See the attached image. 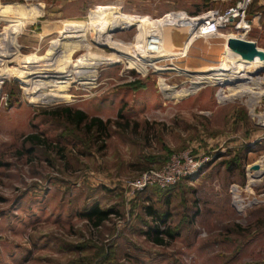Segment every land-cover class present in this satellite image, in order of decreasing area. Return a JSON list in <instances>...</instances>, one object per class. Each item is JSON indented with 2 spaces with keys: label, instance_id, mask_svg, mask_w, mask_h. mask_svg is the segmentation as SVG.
I'll list each match as a JSON object with an SVG mask.
<instances>
[{
  "label": "rangeland",
  "instance_id": "obj_1",
  "mask_svg": "<svg viewBox=\"0 0 264 264\" xmlns=\"http://www.w3.org/2000/svg\"><path fill=\"white\" fill-rule=\"evenodd\" d=\"M203 3L104 0L67 18L53 0H0V264H264V130L251 113L264 109V84L231 83L264 49L198 39L168 73L166 52L144 55L183 48L187 27L165 18L163 39L144 54L139 44L144 17H192ZM67 22L84 28L66 40ZM31 53L58 56L66 72L30 80ZM185 151L204 160L198 172L131 195L130 182ZM155 227L174 237L154 243Z\"/></svg>",
  "mask_w": 264,
  "mask_h": 264
},
{
  "label": "built area",
  "instance_id": "obj_2",
  "mask_svg": "<svg viewBox=\"0 0 264 264\" xmlns=\"http://www.w3.org/2000/svg\"><path fill=\"white\" fill-rule=\"evenodd\" d=\"M220 2H231L233 0H218ZM262 1V6H264V0ZM253 3V0H234L233 4L225 8L223 11L218 10H206L198 14L193 15L192 17L188 16L191 19H197L196 22L192 24H186L188 30L187 38L192 39V42L198 39H211L215 38L216 34L222 31L225 28L231 27L235 30L237 34H242L245 36L252 29V19L248 18V11ZM210 13L209 15H207ZM179 14H184V12H168L164 14L161 18L170 21H175L178 19ZM169 15V16H165ZM205 16V18H200ZM159 18V19H161ZM158 20V19H156ZM153 29L160 28L159 24L153 21ZM172 26L179 25L173 24ZM190 23V22H187ZM181 26V25H179ZM151 28V27H150ZM159 31V30H157ZM151 35V34H149ZM158 35V34H157ZM148 36L147 40L152 41L151 38H157L158 36ZM148 41V42H149ZM146 41L147 46L149 45ZM191 42V43H192ZM251 43H256L250 41ZM190 43V44H191ZM190 46V45H189ZM143 48V47H142ZM251 81L259 83L260 81L264 84V72L262 74L256 75L255 72L258 69L256 65L250 66ZM254 78V79H253ZM257 80V81H256ZM258 87V85H255ZM264 88V86H263ZM264 94V92L262 93ZM264 107V105H262ZM252 117L256 120V123L264 130V109L261 112H255V108L252 110ZM204 160H198L191 151L179 152L172 155L165 164L160 168H150L143 172L139 178L129 183V189L131 195H135L144 191L147 188H157L161 191L168 190L175 186L179 181L184 178L191 177L196 172L199 171Z\"/></svg>",
  "mask_w": 264,
  "mask_h": 264
},
{
  "label": "bare ground",
  "instance_id": "obj_3",
  "mask_svg": "<svg viewBox=\"0 0 264 264\" xmlns=\"http://www.w3.org/2000/svg\"><path fill=\"white\" fill-rule=\"evenodd\" d=\"M166 14H168V13H166ZM210 13H208L207 15H209ZM165 16H169V15H165ZM178 16V19H175V21L174 22H176V24L177 23H179V24H184V25H186V24H192V23H194V22H196L195 20H197V19H191V18H189L188 16H185L184 14H179V15H177ZM200 18H205V16H202V17H200ZM139 19H140V17H139ZM139 19H138V21H139ZM144 19H145V25L144 26H146L147 28L145 29V31L144 32H142V34L140 35V41H139V44H140V46H142L143 47V54L144 53H146V51L148 50V46H147V44H146V41L148 42L149 40H147V37L148 36H151V37H153V36H158V37H160L161 39H163L162 38V36L160 35V33H161V29H159V28H156V29H153L154 27L153 26H151V24L152 23H150L151 21H149L150 19H149V17H144ZM168 19V18H167ZM169 21V20H168ZM155 22L156 23H158L159 25L158 26H160V28L162 27V25L164 24V23H166V22H164V19L163 18H161V19H158V20H155ZM187 22H190V23H187ZM83 24V23H82ZM82 24L81 23H79V22H67L66 23V25L64 26V29H63V33L62 34H64L65 36V39L66 40H68V39H73V38H71L72 37V34L73 33H79V32H81V30L84 28V27H81L82 26ZM149 26H151V29H152V31L154 30V34H151V35H149V33H148V27ZM164 26H166V25H164ZM157 30H159V31H157ZM158 34V35H157ZM240 38L242 37H244L245 38V36L244 35H241V34H237ZM138 36H139V34L137 35V37L136 38H138ZM224 37V38H226L228 41H230V40H234V39H232L230 36H228L227 34L225 35V34H223V33H221V31L220 32H218L217 34H216V36H215V38L216 37ZM150 37V38H151ZM157 37V38H158ZM152 39V41L153 40H156V38H151ZM225 39V40H226ZM152 41H149L148 42V44L151 42V44H152ZM56 42V45H54L55 47H56V49H59L60 51L62 50V43L61 42H57V40L55 41ZM160 42V41H159ZM163 42V41H162ZM192 42V39H190V38H187V40H186V43H185V45H183V48H180L179 50H181V51H179L178 49V51H174V52H167V50H165L164 49V47H161V46H156L155 48H153V49H149V51H148V53H146V55H144L145 57H149V56H152L153 54L151 53V50H157V49H162L164 52H166L167 54L166 55H164V57H163V61L164 62H169V63H164L163 62V64L166 66V69H165V71H167L168 73L170 72V71H173V72H175V68H176V65H178L177 63H178V61L177 60H175V58H181L184 54H185V48L187 49V47H189V45H190V43ZM246 42V41H245ZM134 43H136V46H138V44H137V41L135 40V42ZM246 43H251V42H246ZM253 44V43H252ZM83 45V44H82ZM162 45V44H161ZM154 46H155V44H154ZM128 47H130V49H132V48H134V46H133V44H130V46H128ZM229 49H230V47L228 46H226V48H225V53H224V56H223V58L225 59V57L227 56V52L229 51ZM161 50V51H162ZM136 51V50H135ZM137 52V51H136ZM252 52V51H251ZM256 52V53H255ZM255 52H254V54L253 55H251V56H253L252 58H248L247 60L245 59L244 61L246 62V64L244 63V65H242V66H240V68L238 69V71H235L236 73L238 72V77H236V76H234V78H232L231 80H232V82L231 83H239V81L238 80H249V79H251L252 77L251 76H247V77H243V75L244 76H246V73H248L247 71H251V67L250 66H252V64H253V66L254 65H256V66H258L257 68L259 69V68H264V51H262L261 49H258L257 47L255 48ZM258 53H259V56H258ZM173 54H175V56H177V57H171V55H173ZM178 56H180V57H178ZM257 56V57H256ZM44 57V56H43ZM26 59L24 60V62H26V64L24 65V72L27 74V76L29 77V79L30 80H32V81H40V80H48V79H52L53 77L54 78H56V77H58L60 74H63V73H65L66 71H65V67H63V63L64 62H62V63H60V61H59V57L58 56H54L53 58H51V59H47V60H41L42 59V57H39L38 56V54L37 53H31V54H29L27 57H25ZM245 58V57H244ZM257 58V59H256ZM65 61V60H64ZM67 61V60H66ZM58 63H60V64H58ZM76 63H77V61H76ZM171 63V64H170ZM58 64V65H57ZM185 64V63H184ZM78 65V64H77ZM167 65H172V66H174L173 68H169V67H167ZM73 66V65H72ZM246 66V67H245ZM50 68H52V71H53V77H51V78H47V76H50ZM186 68V67H185ZM236 69H237V67H235ZM73 69H75V68H73ZM187 69V68H186ZM190 69V68H189ZM203 69H201V70H198V71H195V72H198L197 73V77L199 78V77H201L199 74H201V71H202ZM54 71L56 72V73H54ZM194 71H190V70H188V71H186V73L187 74H190V73H193ZM12 73H15V70L13 69V68H10L9 70H7L6 71V74H12ZM34 74H36V75H34ZM52 74V73H51ZM241 74H243V75H241ZM26 76V77H27ZM43 76H45V77H43ZM26 77H25V79H26ZM240 81V82H241ZM166 84V83H165Z\"/></svg>",
  "mask_w": 264,
  "mask_h": 264
},
{
  "label": "crops",
  "instance_id": "obj_4",
  "mask_svg": "<svg viewBox=\"0 0 264 264\" xmlns=\"http://www.w3.org/2000/svg\"><path fill=\"white\" fill-rule=\"evenodd\" d=\"M55 2H59L63 5L64 9L60 10L61 15H65L67 18L72 16H78L80 15L81 11H83L85 8H91V6H98L99 4H102L104 0H53ZM234 1V0H233ZM233 1L231 2H220L218 0H203V4L205 6L206 10H215L217 8H227L231 4H233ZM108 6H101V7H95V10H101L103 8H107ZM258 7H262V1L261 0H253V3L250 7L251 15H252V29L251 32H253L250 35V41L256 43V45L262 49H264V7H262L261 10H255ZM211 8V9H209ZM214 8V9H212ZM80 9V10H79ZM199 10H192L191 14H198L204 10H201V8H198ZM79 10V11H78ZM171 11V10H169ZM186 43V41H185ZM184 43V45H185ZM183 47V46H182ZM194 47V46H192ZM181 48V47H180ZM188 48V47H187ZM196 48V47H194ZM184 49V48H183ZM185 52L188 51V49L185 48ZM210 53L212 52V49H210ZM210 53L207 51L204 56V60ZM186 54V53H185ZM184 56V55H183ZM182 58V57H181Z\"/></svg>",
  "mask_w": 264,
  "mask_h": 264
},
{
  "label": "trees",
  "instance_id": "obj_5",
  "mask_svg": "<svg viewBox=\"0 0 264 264\" xmlns=\"http://www.w3.org/2000/svg\"><path fill=\"white\" fill-rule=\"evenodd\" d=\"M66 112H68V111H66ZM75 117L77 119V122L79 123L83 119L84 116H83V114L81 112H78ZM90 124H93L95 126H99L101 129L103 128L102 126L104 125L102 123V121L100 119H98V118H92L91 121H90ZM150 213H152V212H150ZM99 214L100 215H103L104 213L103 212H100ZM100 220H102V219L99 218V221ZM152 234H153L152 236L149 234L150 239H152V241L154 243L159 244V245H162L164 243V240H163V238H162L161 235H164L165 234L166 236H168L170 238L174 237V235L171 234V233H169V231H167V230L166 231H164V230L160 231L156 227L154 228Z\"/></svg>",
  "mask_w": 264,
  "mask_h": 264
},
{
  "label": "water",
  "instance_id": "obj_6",
  "mask_svg": "<svg viewBox=\"0 0 264 264\" xmlns=\"http://www.w3.org/2000/svg\"><path fill=\"white\" fill-rule=\"evenodd\" d=\"M229 43H233V44H236V45H238V46H246V47H248V46H252V47H255V44H252V43H246V42H244L243 40H230ZM229 43H228V44H229ZM253 49H254V48H253ZM252 51H253V50H252ZM248 54L251 55V52L248 53ZM250 55H249V56H250ZM263 72H264V68H259V69L256 70L255 74L258 75V74L263 73ZM252 169H253V170H257V169H259V168H258V166H253Z\"/></svg>",
  "mask_w": 264,
  "mask_h": 264
}]
</instances>
